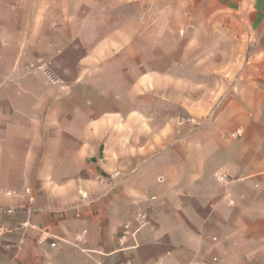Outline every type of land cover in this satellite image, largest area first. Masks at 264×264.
Wrapping results in <instances>:
<instances>
[{
  "label": "crops",
  "instance_id": "0c3cea01",
  "mask_svg": "<svg viewBox=\"0 0 264 264\" xmlns=\"http://www.w3.org/2000/svg\"><path fill=\"white\" fill-rule=\"evenodd\" d=\"M195 1L209 15L239 16L250 51L240 96L210 116L208 106L186 101L188 120L209 118L183 133L175 117L148 116L133 101L149 84L146 73L108 67L112 45L73 53L76 33L65 27L76 20L67 12L84 5L11 4L18 16L22 7L30 14L0 15V226L13 229L0 264H264V0ZM38 59L51 61L59 82L31 68ZM220 169L233 204L215 177ZM27 187L41 210L31 216L22 209ZM137 211L148 226L138 228ZM27 219L33 227L18 246ZM130 221L134 234L123 238ZM36 226L48 237L39 239Z\"/></svg>",
  "mask_w": 264,
  "mask_h": 264
},
{
  "label": "rangeland",
  "instance_id": "374dc122",
  "mask_svg": "<svg viewBox=\"0 0 264 264\" xmlns=\"http://www.w3.org/2000/svg\"><path fill=\"white\" fill-rule=\"evenodd\" d=\"M52 2L84 5V10L67 12L76 20L65 27L66 32L76 33L73 53L110 50L112 45L115 55L110 61H97L96 66L107 61L108 67L145 71L149 84L133 101L148 116L175 117L177 132L197 129L209 118L188 120L186 101L199 111L208 106L210 116L223 100L240 96L236 88L250 48L248 28L239 16L209 15L195 0H0V15L17 18L18 11L9 9L11 4L33 7ZM26 9L22 7L18 17L30 14ZM50 18L62 16L52 11ZM110 37L113 40L106 48L98 47L99 40ZM134 77L129 75L130 85ZM121 82L123 87L128 85ZM161 125L152 124L154 129Z\"/></svg>",
  "mask_w": 264,
  "mask_h": 264
},
{
  "label": "built area",
  "instance_id": "2783aa9c",
  "mask_svg": "<svg viewBox=\"0 0 264 264\" xmlns=\"http://www.w3.org/2000/svg\"><path fill=\"white\" fill-rule=\"evenodd\" d=\"M31 68L41 70L52 83H57L60 81V77H59L58 73L56 72V70L52 66L51 61H49V60L38 59L35 62H32ZM241 134H242V130L238 129L231 134V137L237 138ZM119 175H120L119 171H116L113 174V176H115V177H117ZM215 177L221 184H224L226 186V190H225L226 196L229 199V203L233 204L234 200L231 197L232 193H231V187H230L231 182L228 179V175H227L226 171H224L223 169L218 170L215 173ZM79 192L81 195V199L84 201H88V193L84 189H79ZM16 193H17L16 191L8 192V194H10V195L16 194ZM25 194L27 195L28 200H29V203L22 208L23 210H25V213L28 216H31L33 214H38L39 212H41L39 206L36 205V197H35L32 189L30 187L25 188ZM6 210L8 213L11 214V213H15L18 209L17 208H7ZM133 221H135L138 224L139 229L146 227L151 223L148 214L144 211L135 212L133 215ZM31 227H33V225L29 219L22 222L23 236L20 238L18 246H21L24 243V237H25L28 229ZM36 228L41 231V236L39 237V239L43 240L46 237H48L47 230H45L44 228H39L37 226H36ZM12 231H13L12 228L0 226V245L2 244L3 237L7 233H11ZM85 233H86V230H84L83 232H81L77 236L79 241L83 240V236ZM131 233L134 234V232H131V221H130V222L126 223L124 226L123 238H125L128 234H131ZM52 245H55V243H53ZM217 260H218L217 258L214 259V261H217Z\"/></svg>",
  "mask_w": 264,
  "mask_h": 264
}]
</instances>
